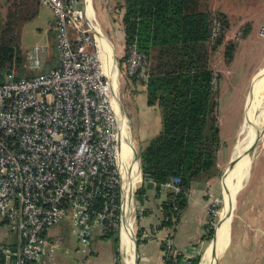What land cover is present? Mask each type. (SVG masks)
Masks as SVG:
<instances>
[{
  "label": "built area",
  "instance_id": "2783aa9c",
  "mask_svg": "<svg viewBox=\"0 0 264 264\" xmlns=\"http://www.w3.org/2000/svg\"><path fill=\"white\" fill-rule=\"evenodd\" d=\"M40 1L60 20V62L28 77L11 69L0 83V218L19 238L8 264H45L43 257L59 245L49 233L66 219L78 227L84 256L96 229L114 231L123 252L122 227L129 217L134 242L151 235L134 231L133 222L146 212L136 201L141 159L129 119L121 113L119 63L114 67L102 54L93 0ZM222 29V17L215 14L213 43ZM260 32L264 36V22ZM47 52L46 45L32 48L31 67L41 66ZM124 64L128 77L147 79L149 60L136 43ZM179 183L176 177L161 187L178 193ZM164 242L174 262L182 256L179 264H194L196 257L178 249L171 234Z\"/></svg>",
  "mask_w": 264,
  "mask_h": 264
},
{
  "label": "trees",
  "instance_id": "16d2710c",
  "mask_svg": "<svg viewBox=\"0 0 264 264\" xmlns=\"http://www.w3.org/2000/svg\"><path fill=\"white\" fill-rule=\"evenodd\" d=\"M6 2L7 11L0 24V83L6 80L7 72L13 69L16 73L23 63V27L38 16L41 6L40 0ZM122 8L125 50L128 54L129 46L136 43L148 57L149 75L142 81V94L147 105L158 104L162 118L161 130L140 151L144 180L137 199L144 204L149 188L160 190L167 181L179 178L182 190L175 193L169 189L168 198L160 205L162 219L158 227L174 228L188 205L192 183L218 174L222 141L217 114L219 91L215 86L218 74L212 66V53L224 43L228 19L225 13H217L222 17L223 29L213 43L211 0H124ZM236 47L235 42L227 45L229 60ZM214 231V227L208 228L207 239ZM104 234L119 238L114 231ZM161 245L165 264L181 262L182 256L174 262L173 256L166 253L164 240ZM14 259L13 254L0 249V264ZM199 261L200 256L194 264Z\"/></svg>",
  "mask_w": 264,
  "mask_h": 264
},
{
  "label": "crops",
  "instance_id": "0c3cea01",
  "mask_svg": "<svg viewBox=\"0 0 264 264\" xmlns=\"http://www.w3.org/2000/svg\"><path fill=\"white\" fill-rule=\"evenodd\" d=\"M116 1L117 0H95L94 2L93 0L96 19L102 31V28H104L102 22H105L106 26L107 23L109 26L113 25V22L106 11ZM221 1L211 0V10L213 12L217 10L219 12L225 13L228 19V31L230 27H232L231 30L233 31L243 26V36L241 37L240 45H245V48L247 49L249 47L253 48L255 43H259L257 46H264V39H259L260 37H258V33L261 31V27L264 22V0H254L259 1V3L261 2L259 6L249 3L252 0H241L242 3L240 5H237L238 0H233V3H230L229 1L225 6L223 1ZM118 2H121V5H123L124 0H120ZM98 9L101 10V17H99ZM121 9L123 18L124 9ZM213 14L215 15V13ZM122 32L124 38L123 24ZM123 41L125 44L124 39ZM233 42L236 43V41ZM236 45L238 48V42ZM237 51L238 50L236 49L234 61L236 60ZM261 69L262 68H260L258 71L254 70L252 73L257 71V74ZM241 95L242 97L235 99L233 101V105L230 107L232 117L231 123H233L232 129L234 128V130L229 135L232 147L227 159L225 161L221 159L223 144L227 143L229 140H227L228 138H225L223 135L222 124L220 123V117L218 116L220 136L222 141L217 158L218 174L210 179L196 180L192 183L188 205L182 212L181 217L174 228L158 227L162 219V210L160 205L168 198L169 189L161 187L160 190H157L155 186L148 189L146 201L144 204H141L145 207L146 213L140 217L138 227L139 230L143 228V230L150 231L151 235L148 239L140 240V243L138 240L139 264H165V252L162 249L161 244L164 238L170 234L172 235L174 245L183 251V253L193 255L195 257L200 256L203 241H205V238L207 239L206 235L208 233V228L212 226L211 218H213L212 215L214 212H212L210 208L215 209L216 204H218L223 197L225 188L223 174L229 162L234 157L233 152L239 139V132L245 117L244 106L247 102L248 93H242ZM142 96V101L146 105L144 112H148L147 108L153 110L154 107L148 106L143 94ZM144 112L143 115L147 117V119L144 120L145 129L143 131L144 133L142 137L151 139L161 130L162 124L161 121H159V123L155 124L153 127L152 120H150L151 117L147 116V114L145 115ZM157 113L159 114V120H161L160 111L158 110ZM142 183H140V185H142ZM250 186L251 184L249 187ZM263 193H259L254 197L250 196L249 198L247 197V194L244 193L242 199H237L238 205L236 204L237 208L235 209L238 211L239 206L243 203L246 210V215L244 214L238 216L240 218V226L242 229L240 242L235 243V238L233 236V224L237 218V212L236 214L234 212L230 242L225 248L224 254L221 256V261H219V264H222L223 259L227 256V254H229L227 264H264ZM69 224L71 223L66 219L52 227L49 233V238L52 241H59V245L56 248H53L43 257L45 264H127L123 257V252L121 254L120 239L107 236L100 229H96L95 231L93 244L88 255L84 256L81 252H79V232L77 233L78 246L76 244L75 247L73 246L70 250H59L65 245L68 239L69 231L71 230ZM18 246L19 238L17 232L12 231L3 221V219L0 218V249H5V252L10 253L9 250L15 251Z\"/></svg>",
  "mask_w": 264,
  "mask_h": 264
},
{
  "label": "rangeland",
  "instance_id": "374dc122",
  "mask_svg": "<svg viewBox=\"0 0 264 264\" xmlns=\"http://www.w3.org/2000/svg\"><path fill=\"white\" fill-rule=\"evenodd\" d=\"M118 1L120 0H117L116 2H114L111 5V7H109L106 11L110 19L112 20L113 25L109 26V24L107 23V26H106V23L102 22L103 27H104L102 28L103 29L102 32L105 34L107 39L111 42L113 46L112 48L115 53V60H117V62L119 63V68H120V73H121L119 76L120 82H121V99L123 102L124 113L129 119L130 131H131L132 137L135 142L137 153L140 156V151L144 149L150 142L149 138L142 137L144 133L143 131L145 129L144 120L147 119V117L143 115V112L145 111L144 108L146 107V105L142 101L143 99V96H142L143 79L139 78L135 80L136 82H133L134 81L133 78L128 77L125 73L124 62L127 59L126 57L127 52L125 50L126 46L123 41L124 38H123L122 23H121L122 5H121V2H118ZM222 1L225 6L227 2L230 1L231 3L233 0H222ZM241 3H242L241 0L237 1V5H240ZM249 3H251L252 5L256 4L257 6L261 4V2L259 3V1H254V0H252ZM6 5H7L6 0H0V24L4 21V16L7 11ZM98 11H99V17H101V10L98 9ZM218 12L219 11L217 10L214 11L215 14H217ZM59 22H60L59 17L54 12V10L47 4L41 2L40 12L38 16L28 21L23 27L21 46H22L23 55L25 59L23 63L19 66V68L16 70V75L20 77L34 76L42 72H46L50 68L57 66L59 64L60 62V59H59L60 54H59V48H58ZM242 27L243 26L239 27V29L237 28L238 29V30L236 29L237 31L236 30L232 31L231 30L232 27H230L229 31L226 32L224 43L218 48L213 49V53H212V66L215 69L216 73L218 74V80L216 81V85H215L217 91H219L218 93L219 105L217 108V114L220 117V123L222 124L223 135L225 136V138H228L227 140H229L227 141V143L223 144V148L221 151V155H222L221 159L224 161L227 159L228 154L232 147L231 145L232 143H230L231 139L229 138L230 137L229 135L234 130V128L232 129L233 123H231L232 117H231L230 107L231 105H233L234 103L233 101L235 99H239L242 97L241 95L242 93L244 94L248 93V91L250 90L252 86L251 84L253 82L256 72L264 66V58H263L264 46H257L259 43H255L253 45L254 46L253 48L249 47L247 49L245 48V45L243 44L240 45L241 37L243 36ZM69 28L72 33L75 31L72 26H69ZM258 37H260L259 39H264L263 38L264 36L261 34V32L258 33ZM233 41H236V43L238 42V48L236 47L238 51H237V56H236L235 61H234V58H235L236 50L233 54L232 59L229 60L228 59L229 50L227 51L226 49L227 45L229 43H232ZM37 45L49 46V50L47 54L44 56L43 63L41 66L31 67L33 63V57H31V49ZM124 57H125V60L123 59ZM254 70H257V71L255 73H252ZM7 74L8 72L6 73V76ZM246 105L247 104L245 103L244 115L246 113ZM153 107H154L153 110L147 108L148 112L147 113L144 112V113L145 115L147 114V116L151 117L150 120H152L153 127H154V125L159 123V121H161V124H162V118L161 120H159V114L157 113V111L159 110L160 115H161V110L158 104ZM240 134H241V129L239 132V137H240ZM263 160H264V137L260 139L257 147L255 148L253 152V164H252L251 176L249 180L247 181L245 187L240 191L237 199H242V197L244 196V193L247 194L248 198L250 196L254 197L259 193L260 194L263 193L264 191V161ZM250 184L251 186L249 187ZM224 185H225V178H224ZM140 186L141 185L138 184V188ZM223 200L224 198L222 197L219 203L216 204L215 213L212 215L213 218H211L212 219L211 225L212 227H214V229L220 219V213L224 205ZM136 201H138L140 205L142 204L140 203L138 199ZM237 205H238V201H237ZM234 212L235 214L237 212V218L235 219L234 224H233V227H234L233 236L235 238V243H238L240 242L241 233H242L241 231L242 229L240 226L241 222L238 216H241L244 214L246 215L244 204L242 203L239 206L238 211L235 209ZM140 217L141 216L139 215L137 220L133 222L134 231L135 229L136 231L139 230L138 223H139ZM69 226L71 230L69 231L68 239L65 245L62 246L59 250H62V251L63 250L65 251L67 249L70 250L73 246L75 247L76 244L78 246V243H77L78 227L72 224H69ZM212 238L211 239L205 238V241H203L201 251H200L201 252L200 261L198 264H200L202 257H203V253L208 248ZM121 254H122V251H121ZM228 256L229 254H227V256L223 259L222 264H227ZM219 261H221V258L219 259Z\"/></svg>",
  "mask_w": 264,
  "mask_h": 264
},
{
  "label": "bare ground",
  "instance_id": "6f19581e",
  "mask_svg": "<svg viewBox=\"0 0 264 264\" xmlns=\"http://www.w3.org/2000/svg\"><path fill=\"white\" fill-rule=\"evenodd\" d=\"M98 26L99 43L102 47V54L115 67L114 50L105 34ZM117 75L115 71V76ZM252 86L248 91L246 102V114L241 126V134L236 143L233 156L241 159L236 165L228 170L224 176V205L220 213L221 229L218 233L216 243L210 242L208 248L204 251L200 264H217L218 260L224 254V250L230 242L231 228L234 210L237 204V197L240 191L244 188L251 176L253 154H245L244 152L250 145L260 136L264 130V66L256 74L253 79ZM122 111V110H121ZM123 113V112H122ZM264 137V135H263ZM262 137V138H263ZM135 179L131 180L134 186ZM132 220L125 219L122 227V248L125 262L127 264H136V244L132 236Z\"/></svg>",
  "mask_w": 264,
  "mask_h": 264
},
{
  "label": "water",
  "instance_id": "95a60500",
  "mask_svg": "<svg viewBox=\"0 0 264 264\" xmlns=\"http://www.w3.org/2000/svg\"><path fill=\"white\" fill-rule=\"evenodd\" d=\"M97 33H98V31H97ZM110 42V41H109ZM110 44H111V42H110ZM112 45V44H111ZM113 47V46H112ZM115 62L117 63V60H115ZM121 113L122 114H125L124 113V107H123V105L121 104ZM263 135H264V130H263V133H262ZM263 135H260L251 145H250V147L244 152L245 154H253V152H254V150H255V148L257 147V145H258V143H259V141H260V139L263 137ZM137 157H139V154H137ZM241 159V156H239V157H233L232 159H231V161L229 162V164H228V166L226 167V169H225V171H224V176H225V174H226V172L228 171V170H230V169H232L235 165H236V163L239 161ZM140 170H141V168H140ZM221 225H222V223H221V219H219V221H218V223H217V225H216V227H215V232H214V236H213V238H212V240H211V242H213V243H216V241H217V239H218V233H219V231H220V229H221ZM135 244H136V249H135V254H136V259H135V263L136 264H139V253H138V243H137V241L135 240ZM217 264H219V260H218V262H217Z\"/></svg>",
  "mask_w": 264,
  "mask_h": 264
}]
</instances>
